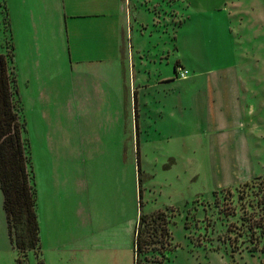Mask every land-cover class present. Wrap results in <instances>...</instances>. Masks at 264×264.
Returning <instances> with one entry per match:
<instances>
[{
    "label": "rangeland",
    "instance_id": "374dc122",
    "mask_svg": "<svg viewBox=\"0 0 264 264\" xmlns=\"http://www.w3.org/2000/svg\"><path fill=\"white\" fill-rule=\"evenodd\" d=\"M164 1L148 48L128 50L123 65L93 61L86 96L72 97L53 0H0L38 222L39 248L21 264H133L138 215L157 210L169 242L147 244L139 264H264L240 224L264 217L251 191L264 175V0ZM132 74L148 83L135 96ZM1 202L0 192V264H14ZM228 223L241 229L236 250ZM253 229L258 247L264 232Z\"/></svg>",
    "mask_w": 264,
    "mask_h": 264
},
{
    "label": "trees",
    "instance_id": "16d2710c",
    "mask_svg": "<svg viewBox=\"0 0 264 264\" xmlns=\"http://www.w3.org/2000/svg\"><path fill=\"white\" fill-rule=\"evenodd\" d=\"M13 80L12 70L7 68L6 58L0 53V192L1 205L4 212L8 237L16 249L14 264H21V256L26 257V251L32 250L35 253L39 248L38 222L35 212V188L33 172L31 167L29 145L25 137L21 135L23 122L17 113V104L12 97L11 81ZM255 178V177H254ZM245 185L247 181L243 182ZM253 185V184H251ZM253 194H259L257 202L260 208L264 209V175L259 178ZM168 218H164L162 210L151 214L140 213L135 226L133 237V264L140 263L139 253L147 244L169 242V231L166 228ZM240 224L249 230L247 250L250 252L264 249V234L261 245L257 247V236L254 234V226L259 227L258 232H264V217L257 220L249 219V216H242ZM234 226L228 223L227 230ZM237 228V227H236ZM238 229V228H237ZM241 230V229H240ZM234 231L231 237V250L244 240H237L241 232ZM254 235V236H253ZM237 241V242H236ZM239 243V244H238ZM169 248V247H166ZM165 248V249H166Z\"/></svg>",
    "mask_w": 264,
    "mask_h": 264
},
{
    "label": "crops",
    "instance_id": "0c3cea01",
    "mask_svg": "<svg viewBox=\"0 0 264 264\" xmlns=\"http://www.w3.org/2000/svg\"><path fill=\"white\" fill-rule=\"evenodd\" d=\"M164 2V0H53L57 26L52 31V37L57 48H65L69 65L67 78L72 97L86 96L92 78L87 67L93 61L99 59L106 63L114 57L120 59L123 65L128 50L148 48L146 33L152 32L155 23L159 22V11L165 12ZM155 6L158 7L156 14H154ZM140 9L147 14L142 16ZM162 20L165 24L164 16ZM149 25L152 28H148ZM89 49L104 51L98 58L95 55H88L89 52L85 50ZM177 67L181 66L177 65ZM120 70L122 74V69ZM197 75L198 73L191 74L183 79L185 82L186 79L192 82ZM211 77L209 74L204 75L208 96ZM99 80L100 75L99 92L104 94L108 84H105V79H102L101 83ZM160 80L167 82L170 79L165 78L164 75ZM131 82L134 96L138 88L148 84L147 81L144 83L145 78L141 79L134 74ZM94 88H97V84Z\"/></svg>",
    "mask_w": 264,
    "mask_h": 264
},
{
    "label": "built area",
    "instance_id": "2783aa9c",
    "mask_svg": "<svg viewBox=\"0 0 264 264\" xmlns=\"http://www.w3.org/2000/svg\"><path fill=\"white\" fill-rule=\"evenodd\" d=\"M175 73L179 77H185V75L187 73V69L186 68H182V67H178V68L175 69Z\"/></svg>",
    "mask_w": 264,
    "mask_h": 264
}]
</instances>
